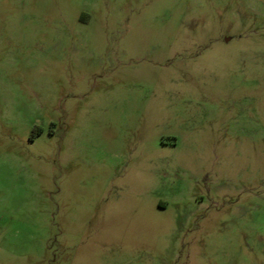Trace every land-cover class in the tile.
<instances>
[{
    "label": "rangeland",
    "instance_id": "rangeland-1",
    "mask_svg": "<svg viewBox=\"0 0 264 264\" xmlns=\"http://www.w3.org/2000/svg\"><path fill=\"white\" fill-rule=\"evenodd\" d=\"M0 264H264V0H0Z\"/></svg>",
    "mask_w": 264,
    "mask_h": 264
}]
</instances>
